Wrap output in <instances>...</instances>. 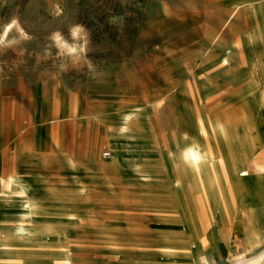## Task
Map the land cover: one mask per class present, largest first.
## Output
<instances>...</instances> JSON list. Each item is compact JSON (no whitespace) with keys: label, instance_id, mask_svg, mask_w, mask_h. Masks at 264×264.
Returning <instances> with one entry per match:
<instances>
[{"label":"rangeland","instance_id":"obj_1","mask_svg":"<svg viewBox=\"0 0 264 264\" xmlns=\"http://www.w3.org/2000/svg\"><path fill=\"white\" fill-rule=\"evenodd\" d=\"M247 1L0 0V264H229L263 250L255 229L245 241L257 237L258 251L237 230L223 245L200 219L201 177L180 163L177 191L170 174L190 128L181 106L211 116L221 105L231 137L220 148L234 143L233 113L248 106L226 85L216 92L226 77L215 66L233 50L241 76L249 55L264 58V0ZM256 26L262 42L237 54ZM112 131L116 142L103 137ZM220 174L203 183L202 210L220 208ZM12 180L46 203L23 218Z\"/></svg>","mask_w":264,"mask_h":264},{"label":"crops","instance_id":"obj_2","mask_svg":"<svg viewBox=\"0 0 264 264\" xmlns=\"http://www.w3.org/2000/svg\"><path fill=\"white\" fill-rule=\"evenodd\" d=\"M252 12L257 17L259 24L258 15L254 11ZM257 26L249 32L248 38L236 42L237 54L241 45L262 42L256 38ZM232 54L234 58L233 50ZM217 60L215 70L220 69L221 75L226 77L224 82L217 79L216 86L222 88L219 91L225 93L223 85H226L230 88L233 97L238 99L239 105L244 101L248 109L233 113V119L237 118V121L232 123L233 127L237 129V136L234 138L231 148H220L221 145L219 146L222 171L220 176L216 177V184L221 206L215 213L214 220L209 218L211 213L208 210H202L205 196L203 180H201L200 219H202L204 227H213L217 232V238L225 243L223 245H230L232 232L237 230L243 237L246 252L249 250L258 251L260 248L254 246L252 239H248V245H246L245 235L249 230H258L263 236L262 248H264V107H260L258 102V95L264 94V58L253 60L249 55L247 62L243 63L241 76L237 74V71H241L239 69L231 70L229 68L227 72H224ZM252 83L258 85L252 86L250 85ZM240 98H243V101H240ZM218 101L216 99V102ZM208 102L211 107L210 101ZM184 128L186 127L184 126ZM228 164L233 168L232 175L227 173ZM243 171H247V175H241ZM235 210L237 211V222H234ZM231 221L232 226L227 229L228 231L222 232L221 229ZM194 222L197 224L196 218Z\"/></svg>","mask_w":264,"mask_h":264},{"label":"bare ground","instance_id":"obj_3","mask_svg":"<svg viewBox=\"0 0 264 264\" xmlns=\"http://www.w3.org/2000/svg\"><path fill=\"white\" fill-rule=\"evenodd\" d=\"M259 1L260 0H250V1H247V3L254 5ZM241 6H242L241 4H238L237 10H239ZM10 28L11 27H8L6 32H8ZM261 36L264 37V30ZM232 58H233L232 51H228V52H225L223 55H221V57L217 60V62L224 69V72L225 71L227 72L228 69L231 67L230 61ZM178 92H177V95H178ZM216 92L217 93L220 92L219 88H217ZM202 102L203 104H206V106H208L209 104L206 98L202 99ZM258 102H259L260 107H264V94L263 93H260L258 95ZM181 107H182L181 116H182L183 124L186 128L187 127H190V128H189V131L183 132L181 134H177V141L179 144H181V157L180 158L179 156L177 157L176 163L174 164L173 169L171 168L172 171L170 172L172 180L174 179V181L171 180V184L173 186L177 185V191H179L180 185L182 184L183 179H184L183 177L185 176L182 172V169L180 168V163L182 162L190 168V171L194 172L195 174H198L201 177V180H203V183L206 182L207 179H210L212 176L215 177L216 175H219V173L222 171L221 152L219 150V146L221 145L220 143L223 137L225 138L231 137L230 133H228L227 131L228 130L227 126L224 125L220 120L221 105L215 107L214 109H210V106H208V108L212 112L211 116L207 115L203 111L201 114V113H197L194 110H193L194 113L192 112V115L186 116L184 114L185 113L184 109L187 106L185 107L181 106ZM192 130L194 133L191 132ZM107 135L108 137H111L115 141L113 131L104 133L103 137ZM100 164L104 168H107V166H110L109 162H105V161H101ZM187 171L189 170L184 171V173H186ZM227 171L229 175H232L234 173L233 168L230 164H228ZM12 185H13V188L15 190H18V192H20L21 195L23 196V200L21 201V210H23L22 212L23 218L29 217L32 214L33 210H37L41 205L46 203L45 199L39 194L38 188H35L34 186H32L31 183L29 184L23 181L16 182L15 180H12ZM92 187L93 186H91L90 183H86L85 186H79V189L81 191L83 190V188L92 189ZM218 209L219 208H218L216 201L213 202L212 206L209 205L208 207H206V211L208 210V212L211 213L209 216L210 219L214 220L215 213L218 211ZM194 221L195 220L193 219V217L190 214H188L187 217L183 221L186 231H190V229L195 226ZM174 238L177 240L179 239V240L184 241L185 237H182L181 235L177 234L176 237L174 236ZM251 239L255 243L259 241L257 237H254ZM199 254H200V249L198 251V256ZM221 259L223 260V258ZM67 264H71V263H67ZM229 264H264V248L259 254H253L251 256H248L245 260L237 261V262L229 263Z\"/></svg>","mask_w":264,"mask_h":264},{"label":"clouds","instance_id":"obj_4","mask_svg":"<svg viewBox=\"0 0 264 264\" xmlns=\"http://www.w3.org/2000/svg\"><path fill=\"white\" fill-rule=\"evenodd\" d=\"M14 23V22H13ZM6 27H10V26H6ZM82 29L80 27H76L74 29L71 30V35L73 38H76L77 34L79 32H81ZM51 39L57 43H60L61 41H63V37L60 35V33H54L51 37ZM69 51H71V49H69Z\"/></svg>","mask_w":264,"mask_h":264},{"label":"built area","instance_id":"obj_5","mask_svg":"<svg viewBox=\"0 0 264 264\" xmlns=\"http://www.w3.org/2000/svg\"><path fill=\"white\" fill-rule=\"evenodd\" d=\"M247 173H248L247 171H243L242 175L245 176V175H247Z\"/></svg>","mask_w":264,"mask_h":264}]
</instances>
